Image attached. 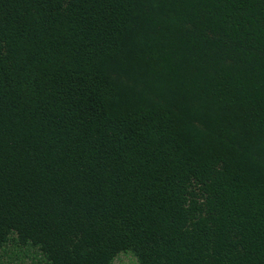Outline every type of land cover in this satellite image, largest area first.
I'll return each mask as SVG.
<instances>
[{
	"label": "trees",
	"instance_id": "16d2710c",
	"mask_svg": "<svg viewBox=\"0 0 264 264\" xmlns=\"http://www.w3.org/2000/svg\"><path fill=\"white\" fill-rule=\"evenodd\" d=\"M10 234L59 264H264V0H0Z\"/></svg>",
	"mask_w": 264,
	"mask_h": 264
},
{
	"label": "rangeland",
	"instance_id": "374dc122",
	"mask_svg": "<svg viewBox=\"0 0 264 264\" xmlns=\"http://www.w3.org/2000/svg\"><path fill=\"white\" fill-rule=\"evenodd\" d=\"M10 235L8 242L0 249V264H59L53 259L56 258V255H51L42 245H37L34 242H23L15 234ZM147 262L149 260L143 264H147ZM112 264L142 263L133 253L126 252L118 255Z\"/></svg>",
	"mask_w": 264,
	"mask_h": 264
}]
</instances>
